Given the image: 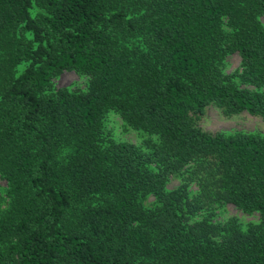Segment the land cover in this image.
<instances>
[{
  "label": "trees",
  "instance_id": "trees-1",
  "mask_svg": "<svg viewBox=\"0 0 264 264\" xmlns=\"http://www.w3.org/2000/svg\"><path fill=\"white\" fill-rule=\"evenodd\" d=\"M261 14L264 0H0V264H264V133L194 122L209 104L264 120ZM63 70L86 87L53 88ZM108 111L146 151L109 136ZM212 203L258 220H197Z\"/></svg>",
  "mask_w": 264,
  "mask_h": 264
},
{
  "label": "rangeland",
  "instance_id": "rangeland-1",
  "mask_svg": "<svg viewBox=\"0 0 264 264\" xmlns=\"http://www.w3.org/2000/svg\"><path fill=\"white\" fill-rule=\"evenodd\" d=\"M259 21L264 27V14L259 16ZM18 71L22 65H19ZM222 71L225 75L233 80H237L236 75L240 71L239 57L235 52L227 53L223 59ZM87 77L73 70H63L51 79L53 88L65 87L70 90H82L86 87ZM241 86L254 89L251 85L242 84ZM264 91V86L260 88ZM196 126L206 133L217 132H261L264 133V120L257 115H250L244 111L236 114H225L223 111L209 104L204 107L202 113L194 120ZM104 130L109 133V136L116 141H126L146 151V134L139 133L135 130L124 128L118 115L113 111H108L104 119ZM179 178L171 176L167 182L168 188H174L178 185ZM6 187L5 180L0 177V209L6 206V197L4 188ZM195 190V186L189 187ZM149 201L151 199H148ZM202 217L207 218L211 222H228L233 220L238 226L244 228L250 223H255L258 220L256 212L247 213L232 204L215 205L212 203L209 206H204L196 212L195 218L200 220Z\"/></svg>",
  "mask_w": 264,
  "mask_h": 264
}]
</instances>
